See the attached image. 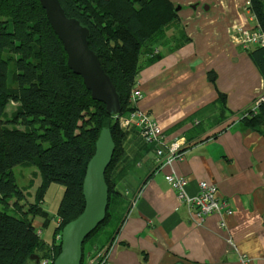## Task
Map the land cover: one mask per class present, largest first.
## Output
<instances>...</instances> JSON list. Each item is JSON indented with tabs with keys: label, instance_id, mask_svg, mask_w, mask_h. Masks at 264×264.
Instances as JSON below:
<instances>
[{
	"label": "trees",
	"instance_id": "16d2710c",
	"mask_svg": "<svg viewBox=\"0 0 264 264\" xmlns=\"http://www.w3.org/2000/svg\"><path fill=\"white\" fill-rule=\"evenodd\" d=\"M59 2L67 17L89 30V48L114 85L121 113L108 116L105 106L91 99L82 79L68 68L66 53L39 0H0V264H35L30 259L33 255L54 262L60 253L56 236L84 210L82 183L102 129L110 131L115 144L104 175L108 205L104 221L84 240L81 264L113 241L123 223L115 206L128 204L129 197L124 194L130 187L115 168L123 155L125 132L137 129L145 143L154 145L155 172L167 155V147L147 142L137 127L122 130L118 117L127 118L138 111L139 100L133 93L140 72L163 57L164 47L174 52L188 42L176 8L169 0ZM246 10L255 22L254 29L264 38V0H248ZM244 51L264 84V45ZM215 105L220 108L218 115L204 118L202 111L191 119L193 126L180 151L216 136L207 134L225 120L223 95ZM239 121L264 137V103ZM17 166H34L39 173L35 175H40L31 202L16 183L13 170ZM51 184L63 186L64 193L48 244L37 235L33 222L40 221L43 225L38 229L42 231L51 222L42 207ZM108 231L105 244L92 246L96 236Z\"/></svg>",
	"mask_w": 264,
	"mask_h": 264
},
{
	"label": "crops",
	"instance_id": "0c3cea01",
	"mask_svg": "<svg viewBox=\"0 0 264 264\" xmlns=\"http://www.w3.org/2000/svg\"><path fill=\"white\" fill-rule=\"evenodd\" d=\"M169 1L179 8L188 42L174 52L164 47L163 57L140 72L137 110L158 125L165 146L184 143L197 113L218 115L220 95L227 114L207 134H216L213 139L191 146L182 160L156 172L154 145L145 143L137 129L125 132L115 173L129 182L124 194L129 198L126 206H115L123 223L106 264H238L240 259L264 264V137L239 121L254 110L264 84L233 28L245 19L253 28L248 0ZM169 174L186 179L189 198L202 182L215 186L230 213L199 221L196 210L180 202L166 182ZM111 231L96 236L92 246L106 243Z\"/></svg>",
	"mask_w": 264,
	"mask_h": 264
},
{
	"label": "water",
	"instance_id": "95a60500",
	"mask_svg": "<svg viewBox=\"0 0 264 264\" xmlns=\"http://www.w3.org/2000/svg\"><path fill=\"white\" fill-rule=\"evenodd\" d=\"M39 3L63 46L68 68L82 79L91 99L102 103L108 116L117 117L121 113L120 99L110 78L102 70L97 55L89 48V30L77 19L67 17L59 0H39ZM114 150L110 131L102 129L82 183L84 210L61 230L60 253L53 264H81L84 240L106 217L108 187L104 175ZM30 259L39 264V256L33 255Z\"/></svg>",
	"mask_w": 264,
	"mask_h": 264
},
{
	"label": "built area",
	"instance_id": "2783aa9c",
	"mask_svg": "<svg viewBox=\"0 0 264 264\" xmlns=\"http://www.w3.org/2000/svg\"><path fill=\"white\" fill-rule=\"evenodd\" d=\"M243 24V23H242ZM242 24L236 25L235 31V41L237 44L246 50L257 45H264V38L259 31L254 28H244ZM133 96L135 99L140 100L141 94L138 90H134ZM261 103H264V93L254 104V109ZM119 119V127L124 130L131 126L140 129L143 138L147 142H157L161 144L162 133L158 125L146 116L144 112L136 111L129 115L127 118ZM184 143L175 142L167 147V155L159 162V168L163 166L171 165L174 161H180L183 158L184 152L180 151ZM158 155L161 152L158 151ZM166 182L174 189L177 193V199L180 202H184L188 207L194 208L196 210V217L199 221H202L204 216L213 213H223L229 214V210L224 205L223 201L218 198L216 187L213 185H208L206 183L199 184L198 194L189 198L185 193L186 185L188 184L185 178L178 177L174 174H169L165 177ZM37 235L40 237L44 236L42 230L36 231ZM60 236L58 237V239ZM113 241L107 244L101 250L96 251L92 256H89L85 264H106L109 252L112 248ZM39 264H53L49 259H40ZM238 264H249L244 259H240Z\"/></svg>",
	"mask_w": 264,
	"mask_h": 264
},
{
	"label": "rangeland",
	"instance_id": "374dc122",
	"mask_svg": "<svg viewBox=\"0 0 264 264\" xmlns=\"http://www.w3.org/2000/svg\"><path fill=\"white\" fill-rule=\"evenodd\" d=\"M243 17L245 16H242V18ZM246 20L247 19L244 20V23L246 22ZM244 23L242 24V26L245 29L248 28L246 24ZM252 26L253 28L255 27V22L252 23ZM13 171H14V175L16 178V183L20 187H22V189L26 192L29 201L30 202L33 201L35 191L41 183L40 175L39 176L35 175L38 173L37 168L34 166L30 168H23V167L17 166L14 168ZM63 193H64V188L63 186H60V185L51 184L47 188V191L44 197V202L42 204L43 209L46 212H48L51 218V222L49 223V225L46 228H43V231H44L43 237L46 238L45 239L46 242H50L53 239V232L57 224L56 211L62 199ZM37 230L39 229L37 228Z\"/></svg>",
	"mask_w": 264,
	"mask_h": 264
}]
</instances>
